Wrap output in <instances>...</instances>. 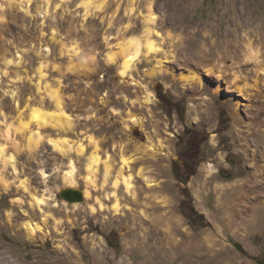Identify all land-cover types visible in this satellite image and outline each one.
Listing matches in <instances>:
<instances>
[{
	"label": "rangeland",
	"instance_id": "374dc122",
	"mask_svg": "<svg viewBox=\"0 0 264 264\" xmlns=\"http://www.w3.org/2000/svg\"><path fill=\"white\" fill-rule=\"evenodd\" d=\"M149 1L161 51L147 55ZM193 1L191 23L229 27L235 11L225 0ZM244 6L241 17L264 15V0ZM167 13V0H0V264L264 258V76L245 78L247 66L264 62V27L244 26L251 47L239 42L234 56L198 66L187 49L194 27L162 25ZM129 40L141 52L123 76L118 51ZM110 50L118 54L113 61ZM160 59L163 71L155 74ZM32 109L47 116L37 121ZM59 109L72 126L50 115ZM187 128L207 141L196 174L183 184L173 161L187 151L180 141ZM58 137L84 144L85 152L56 150L50 139ZM151 143L162 150L154 153ZM95 152L100 161L90 168ZM66 187L85 191L84 201L62 199ZM26 222L44 223L49 234L29 237Z\"/></svg>",
	"mask_w": 264,
	"mask_h": 264
},
{
	"label": "bare ground",
	"instance_id": "6f19581e",
	"mask_svg": "<svg viewBox=\"0 0 264 264\" xmlns=\"http://www.w3.org/2000/svg\"><path fill=\"white\" fill-rule=\"evenodd\" d=\"M32 0H21V2L28 4ZM193 0H167L168 5V11L169 14L161 20L162 25H171L174 27H184L185 29L187 27H194V29L189 30L190 37L189 45L187 47L188 51L190 52L191 61L196 65H202V64H210L211 62L215 63L218 60L221 59H227L228 54L230 56H234L233 53L235 52V48L237 49V43L239 42H245L249 47L252 46V35L247 33L245 36L241 35V31L244 29V26H251L254 24L256 27L259 28L260 25L264 27V15H253L250 17H246V21H242L241 17V11L248 13L247 8L244 6V2L246 0H225V3L230 5L232 9L235 11L234 15L230 18L229 21V27L225 30L217 29L215 26V23L212 19H209L205 23L199 24L197 22L189 21L188 18L189 11L191 10V4ZM194 2V1H193ZM228 9V8H227ZM134 11V10H133ZM248 15V14H247ZM260 17H262V20H259ZM146 22V32H147V43H146V54L149 55L151 53H157L160 52L161 49L157 46L156 42L153 40L152 34L156 33L153 25L158 21V16L155 14L153 9V3L152 1L148 2V14L147 16L143 17ZM246 22V23H244ZM184 29V30H185ZM254 30V29H253ZM254 33V32H253ZM232 35V38L229 37V35ZM242 37V40L240 38ZM262 39H264L262 37ZM260 43V42H259ZM241 45V44H240ZM118 53L122 56V69H121V75L125 76V74L128 73V71L134 67L136 61L140 57V44L135 40H129L124 43H120ZM258 50V49H256ZM250 51H253L252 48H250ZM117 52L116 51H109L107 53L108 59L113 61L117 58ZM249 55V54H248ZM255 58L256 60L259 59L258 55H252L250 58ZM247 60V59H245ZM249 60V59H248ZM162 59L158 60V66H156L153 73H159L163 71V63ZM218 63H220L218 61ZM216 64V63H215ZM217 65V64H216ZM204 67V66H203ZM217 74L219 76H222L223 68L217 69ZM247 72V75L245 78L252 79L255 78V76L263 75L264 76V62L262 60H257L256 62L253 61L252 66H247L245 69ZM243 73H237L235 72V79H238L239 77H242ZM197 77L195 74L191 76H187V81H193ZM264 79V78H263ZM184 80V79H183ZM256 86H257V77L255 79ZM244 89L248 90V87L244 85ZM148 100L153 99L152 94L147 95ZM60 102V101H59ZM35 108V107H34ZM59 108H63L60 107ZM32 117L33 119L39 121L44 120L47 114L45 115L38 109H32ZM60 110V109H59ZM58 110V111H59ZM57 113V112H56ZM56 113H50L51 116L57 117L61 123H68L70 126H72L71 117L69 118L67 114H65L64 111L60 110V112L56 115ZM56 115V116H55ZM54 119V118H53ZM73 121V120H72ZM68 125V126H69ZM39 132V131H37ZM41 136V135H40ZM51 144L53 147L64 153L68 154L72 151H76L79 153L85 152V145L82 143H75L72 142L69 139H63V138H51L50 139ZM149 149L155 152H159L162 150V145H156L154 143H151L149 146ZM4 150L2 146H0V153H2ZM13 159V157L11 158ZM13 161V160H12ZM100 161V156L97 152H95L91 156V163L90 168H94L95 165L98 164ZM131 163H133V160L130 158L124 159V164L126 166H130ZM73 165V164H72ZM15 166V165H14ZM142 171H139V175H142ZM74 175V169H71L68 171V177H73ZM147 181L149 186H153L156 183V181L148 176L144 177ZM127 182L128 187H133V176H129L125 180ZM87 194L84 191V195ZM36 203L39 205L43 204L45 202L43 197H35ZM26 233L29 237H40L41 235H48L49 231L46 229L45 224H35L31 222L25 223ZM150 246V245H149ZM161 249V248H160ZM156 250V249H155ZM150 256V255H149Z\"/></svg>",
	"mask_w": 264,
	"mask_h": 264
},
{
	"label": "trees",
	"instance_id": "16d2710c",
	"mask_svg": "<svg viewBox=\"0 0 264 264\" xmlns=\"http://www.w3.org/2000/svg\"><path fill=\"white\" fill-rule=\"evenodd\" d=\"M162 100L165 99L162 97ZM206 137L204 132L190 128L180 135V141L186 144L187 151L183 154L182 159L173 161V171L176 179L183 184H187L190 178L196 174L199 164L205 156L203 151L207 141ZM258 261L260 264H264V258Z\"/></svg>",
	"mask_w": 264,
	"mask_h": 264
},
{
	"label": "water",
	"instance_id": "95a60500",
	"mask_svg": "<svg viewBox=\"0 0 264 264\" xmlns=\"http://www.w3.org/2000/svg\"><path fill=\"white\" fill-rule=\"evenodd\" d=\"M59 196L71 203L84 201V191L77 187H66L59 192Z\"/></svg>",
	"mask_w": 264,
	"mask_h": 264
}]
</instances>
